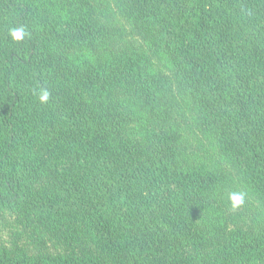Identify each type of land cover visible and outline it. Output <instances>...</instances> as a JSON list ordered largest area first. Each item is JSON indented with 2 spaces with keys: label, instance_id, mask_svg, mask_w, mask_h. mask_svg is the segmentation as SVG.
<instances>
[{
  "label": "trees",
  "instance_id": "1",
  "mask_svg": "<svg viewBox=\"0 0 264 264\" xmlns=\"http://www.w3.org/2000/svg\"><path fill=\"white\" fill-rule=\"evenodd\" d=\"M6 211L0 264H264V0H0Z\"/></svg>",
  "mask_w": 264,
  "mask_h": 264
},
{
  "label": "rangeland",
  "instance_id": "2",
  "mask_svg": "<svg viewBox=\"0 0 264 264\" xmlns=\"http://www.w3.org/2000/svg\"><path fill=\"white\" fill-rule=\"evenodd\" d=\"M126 33L129 36L128 37V40H130V41L132 39L133 42L137 43V42H139L141 40V36L138 33H136V32L128 33L126 31ZM140 46H142V45L134 44L132 47L133 48H139ZM153 61L158 66H161V65L164 64L163 62H161L160 60H157V59H153ZM156 70L157 71H160V68L158 67ZM166 72H168V71L166 70ZM135 134L137 135V133H135ZM128 135H134L133 130H129ZM224 165H225V162H224ZM232 174L234 175L235 172H233ZM7 213L8 212L6 211V212H3V214H0V242H2V241H5L6 242L7 241V239L5 238V234L7 233V231L5 229H8L10 227V224L12 223V221H7V220H9V217H8ZM5 218H6V220H5Z\"/></svg>",
  "mask_w": 264,
  "mask_h": 264
},
{
  "label": "clouds",
  "instance_id": "3",
  "mask_svg": "<svg viewBox=\"0 0 264 264\" xmlns=\"http://www.w3.org/2000/svg\"><path fill=\"white\" fill-rule=\"evenodd\" d=\"M23 35H24L23 29H14L11 32V36H12L13 40H20L23 38ZM48 98H49V93L46 90L42 91L40 96H39L40 101L42 103L47 102ZM230 199H231L234 207L238 206V205L243 203V194H233Z\"/></svg>",
  "mask_w": 264,
  "mask_h": 264
}]
</instances>
